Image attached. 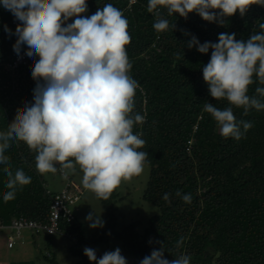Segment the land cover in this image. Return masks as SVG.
<instances>
[{
  "label": "trees",
  "instance_id": "trees-1",
  "mask_svg": "<svg viewBox=\"0 0 264 264\" xmlns=\"http://www.w3.org/2000/svg\"><path fill=\"white\" fill-rule=\"evenodd\" d=\"M109 3L129 22V75L139 84L133 115L146 117L145 123L134 125L133 134L143 133L145 145L139 150L148 153L145 165L150 167L143 200L158 207L160 213L148 220L142 234L136 230L137 222L118 228L115 189L108 200L100 199L106 222L97 237L88 239L76 216L72 223L61 220L75 264H94L84 254L85 246L108 237L122 242V255L130 257V264H140L153 249L159 250L156 241L164 243V256L169 260L187 254L190 264H264V110L253 109L244 115L242 108L214 100L202 73L212 50L202 54L195 46L187 47L193 35L200 43H218L220 33H235L236 40L246 42L254 29L259 31L258 24L264 23V5L254 3L243 16L237 12L224 17V26L205 21L195 12L187 18L178 13L169 17L165 9L161 15L175 28L164 32L153 28L155 19L147 11L148 0L132 4L130 0H87V11L81 16L90 17ZM13 17L0 5V131L14 120L17 109L33 100L35 87L34 57L8 68L17 54L13 50L17 39ZM75 19L69 18L67 23ZM26 49V44L21 46V51ZM253 81L250 96L256 94V87H264L255 76ZM205 102L220 109L232 107L237 120L253 126L238 141L225 138L211 115L203 111ZM5 154L13 173L23 170L31 183L18 186L15 199L5 203L3 195L9 189L5 165L0 164V224L19 218L47 223L55 194L36 168V153L24 142L12 141ZM76 173L82 172L77 169ZM177 191L191 193V203L177 197ZM165 193L171 194V203L163 199ZM181 237L183 243L177 248ZM96 255L98 259L103 256ZM53 264L58 263L53 260Z\"/></svg>",
  "mask_w": 264,
  "mask_h": 264
},
{
  "label": "clouds",
  "instance_id": "clouds-1",
  "mask_svg": "<svg viewBox=\"0 0 264 264\" xmlns=\"http://www.w3.org/2000/svg\"><path fill=\"white\" fill-rule=\"evenodd\" d=\"M254 3L264 5V0H148L147 11L154 15L153 28L164 32L175 28L161 15L165 9L169 17L178 13L187 18L195 12L205 21L224 26V17L237 12L243 16ZM0 5L22 22L15 30L13 50L19 56L21 46L27 45L26 55L34 57L35 81L33 100L17 109L14 120L0 131V164L5 165L9 189L3 195L4 202L15 199L18 186L31 183L23 170H11L5 153L12 141L24 142L36 153L40 174L59 171L68 180L79 169L83 187L108 200L122 182L144 171L148 157L139 150L145 145L143 133L133 134L134 125L145 123L146 117L133 115L139 84L129 75L132 63L126 51L131 42L127 18L110 3L90 17H82L87 0H0ZM72 17H76L74 22L67 23ZM258 28L246 42L236 40L235 33H220L218 43H200L193 35L187 45L202 54L212 50L209 62L202 67L209 94L214 100L242 108L244 115L253 109L264 110V87H256L255 95L248 94L254 76L264 85V23ZM4 29L12 34L7 25ZM203 111L211 115L225 138L238 141L253 126L237 120L232 107L220 109L205 102ZM175 195L191 203V193L177 191ZM170 196L165 193L163 199L171 203ZM85 219L92 229L104 226L93 212ZM156 243L160 249H153L140 264H190L187 254L166 259L164 243ZM182 243L183 237L176 247ZM84 254L94 264H127L118 247L99 259L95 249L85 247Z\"/></svg>",
  "mask_w": 264,
  "mask_h": 264
},
{
  "label": "rangeland",
  "instance_id": "rangeland-1",
  "mask_svg": "<svg viewBox=\"0 0 264 264\" xmlns=\"http://www.w3.org/2000/svg\"><path fill=\"white\" fill-rule=\"evenodd\" d=\"M149 174L150 167L145 165L144 171L139 176H134L130 181L122 182L116 188L118 194L116 206L119 213L117 218L118 228L132 222H137L136 230L139 234H142L148 225V220L160 213L158 207L143 200V193L149 179ZM82 176L83 173H74L69 176L74 184L78 185L81 189L79 191V200L73 205L72 210L77 218V222L84 227L86 237L92 239L105 229L106 214L100 199L97 198L95 193L83 187ZM44 179L46 187L54 194L61 193L67 185V180H64L59 172L55 174L46 173L44 174ZM90 212L99 215L104 221L102 228L92 229L89 227V222L85 218ZM31 233L33 232L22 231L24 237H29V240L32 241L35 239L34 243L36 242V245L33 242L30 243L28 240L26 245H24L25 243L23 245L17 243L18 245L16 246L17 249L25 251L23 253L28 258V260L24 259L25 261H30L32 257H36L34 259L36 264H53V260L58 264H75L77 262V259L70 253V239L59 235L47 236L36 233H33V237ZM8 234L9 232L7 231H0V241L7 242L6 236ZM85 247L95 249L98 254L114 251L118 247L121 249V254H124L122 242L111 237L99 242H90ZM17 249L15 248L11 252L14 253L13 251ZM31 250H34V254H31ZM125 258L128 264L130 257L125 256Z\"/></svg>",
  "mask_w": 264,
  "mask_h": 264
},
{
  "label": "built area",
  "instance_id": "built-area-1",
  "mask_svg": "<svg viewBox=\"0 0 264 264\" xmlns=\"http://www.w3.org/2000/svg\"><path fill=\"white\" fill-rule=\"evenodd\" d=\"M134 2L135 0H130V4ZM20 23V21L13 17V24L16 27ZM26 51L27 49L21 51L19 56L16 54L13 62L8 64V68L14 69L20 65L26 64L30 58L26 55ZM80 190V187L74 184L71 178H68L65 189L61 193L55 194L53 197L47 223L19 218L13 220L8 225L0 224V231L9 232L7 237V246L9 248H13L17 239L21 237L23 230H27L36 234H45L47 236L63 234L60 227V222L61 220H66L67 222L72 223L75 220L72 207L79 200Z\"/></svg>",
  "mask_w": 264,
  "mask_h": 264
},
{
  "label": "crops",
  "instance_id": "crops-1",
  "mask_svg": "<svg viewBox=\"0 0 264 264\" xmlns=\"http://www.w3.org/2000/svg\"><path fill=\"white\" fill-rule=\"evenodd\" d=\"M28 232H30V231H28ZM58 235L69 239V237H67L64 234H58ZM31 236L34 237V234L31 233ZM54 236H56V235H54ZM7 237H8V235L6 236V239H7ZM28 240H29V237H24L23 234L21 233V237L19 239H17L16 244L14 245L13 248H9L7 246V242H4L1 240L0 241V264H34V263L36 264V262L34 260L36 257H34V258L32 257V259L30 258L31 259L30 261H27L28 258H26L25 254L23 253L25 251H22L19 248L17 249V247H16L18 245L17 243H20L21 245H23L25 243L24 245H26ZM33 240L35 241V239H33ZM34 241L29 240L30 243L33 242V244H35L36 242L34 243ZM15 248L17 250L13 251L14 253H12L11 250H15ZM69 249H70V247H69ZM32 253L34 254V250H31V254ZM24 259H27V260L25 261ZM130 262H131V260H129L128 264H130Z\"/></svg>",
  "mask_w": 264,
  "mask_h": 264
}]
</instances>
